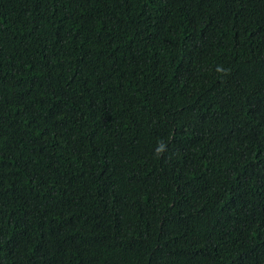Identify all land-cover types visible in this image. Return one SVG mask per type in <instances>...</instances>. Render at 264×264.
I'll return each instance as SVG.
<instances>
[{
  "label": "trees",
  "instance_id": "16d2710c",
  "mask_svg": "<svg viewBox=\"0 0 264 264\" xmlns=\"http://www.w3.org/2000/svg\"><path fill=\"white\" fill-rule=\"evenodd\" d=\"M0 264H264V0H0Z\"/></svg>",
  "mask_w": 264,
  "mask_h": 264
}]
</instances>
